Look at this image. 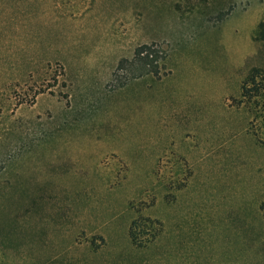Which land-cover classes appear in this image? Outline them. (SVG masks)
Segmentation results:
<instances>
[{"label": "rangeland", "instance_id": "obj_1", "mask_svg": "<svg viewBox=\"0 0 264 264\" xmlns=\"http://www.w3.org/2000/svg\"><path fill=\"white\" fill-rule=\"evenodd\" d=\"M264 0H0V264H264ZM137 217L161 223L133 244Z\"/></svg>", "mask_w": 264, "mask_h": 264}, {"label": "trees", "instance_id": "obj_2", "mask_svg": "<svg viewBox=\"0 0 264 264\" xmlns=\"http://www.w3.org/2000/svg\"><path fill=\"white\" fill-rule=\"evenodd\" d=\"M254 40L264 44V19L260 20L256 27ZM242 95L251 105H255L258 117H261V129L264 127V67L257 66L245 77L242 84ZM259 140L264 145V134ZM260 210L264 220V198L260 203ZM162 231L161 223L149 217H137L129 226V237L133 244L143 246L152 242Z\"/></svg>", "mask_w": 264, "mask_h": 264}]
</instances>
